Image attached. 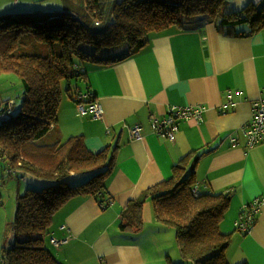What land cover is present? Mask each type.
<instances>
[{
    "label": "crops",
    "instance_id": "0c3cea01",
    "mask_svg": "<svg viewBox=\"0 0 264 264\" xmlns=\"http://www.w3.org/2000/svg\"><path fill=\"white\" fill-rule=\"evenodd\" d=\"M226 1L232 10H240L261 0ZM199 19L201 27L194 24ZM199 19L190 20L187 30L170 27L149 33L142 51L117 63L85 65L83 97L91 94L103 105L102 118L82 114L75 99L63 94L57 123L45 142L83 136L95 153L106 146L117 148V164L107 181L111 205L103 208L94 197L77 196L54 216L50 241L54 236L63 243L59 247L51 241L48 248L62 264L176 263L181 255L174 230L155 219L151 202L144 205L140 231H122L121 214L148 188L169 179L173 166L193 150L207 151L196 167L201 190L231 196L220 225L231 235L227 260L264 264V203L249 233L236 229L240 209L255 198L264 200V143L249 148L240 133L239 145L229 139L249 122L253 102L264 99V27L251 32L246 24L228 28L206 16ZM229 102L232 106L224 111ZM186 106L206 110L200 121H177L176 142L155 133L153 118L162 120L171 108ZM135 126H140L139 138H132ZM15 176L9 175L7 184L14 181L24 190L49 184L29 174L21 181ZM83 178L74 175L69 181Z\"/></svg>",
    "mask_w": 264,
    "mask_h": 264
},
{
    "label": "trees",
    "instance_id": "16d2710c",
    "mask_svg": "<svg viewBox=\"0 0 264 264\" xmlns=\"http://www.w3.org/2000/svg\"><path fill=\"white\" fill-rule=\"evenodd\" d=\"M79 1L74 11L0 18V72L16 73L23 86L21 104L0 120V187L12 173L20 181L29 174L49 182L18 195L17 244L2 249L8 264H62L44 239L55 213L77 196L94 197L103 208L114 201L107 181L116 168L117 148L106 146L95 153L87 148L83 136L43 141L57 123L64 80L69 85L72 78L84 81L87 62L117 63L142 51L149 43V33L170 27L187 30L190 20L200 16L221 27L246 24L251 32L264 27V0L250 2L240 10H232L226 0ZM194 24L201 27L203 22L199 19ZM121 45L126 49L119 56H101L103 49ZM66 90L77 103L93 102L91 94L83 97L81 87L75 94L72 86ZM4 104L1 100V109ZM168 139L176 142V137ZM206 153L190 151L173 166L169 179L132 200L122 211L120 229L140 231L144 205L151 202L155 219L174 230L185 264H230L226 253L231 235L223 233L220 225L231 196L201 190L196 167ZM73 174L84 175L85 181L71 185ZM194 188L199 190L198 197ZM19 235L29 237L20 240ZM166 264L176 263L168 260Z\"/></svg>",
    "mask_w": 264,
    "mask_h": 264
},
{
    "label": "rangeland",
    "instance_id": "374dc122",
    "mask_svg": "<svg viewBox=\"0 0 264 264\" xmlns=\"http://www.w3.org/2000/svg\"><path fill=\"white\" fill-rule=\"evenodd\" d=\"M75 3H80V1L68 0L67 2V0H0V18L7 15H28L36 13L54 14L65 11H74L73 8L75 6ZM125 49V45H121L115 48H105L102 50L101 56H119L125 51ZM88 65L89 64L87 62V66ZM67 81L68 80H64L62 83L63 94H65V92L67 91L66 89H68L70 86H72L73 94H75L76 90L79 87H81L83 93L87 92L86 87H84V83L86 82H83L81 79L75 81V79L72 78L70 85ZM73 81H75L74 84H72ZM22 92V82L20 81L16 73L0 72V102L1 100L5 101L4 105L8 107L9 102L11 100H15L14 107L16 108V105L21 104ZM5 119L6 117H0V120ZM43 141L45 142V140ZM84 181L85 179L75 181L71 185H79ZM24 191L25 190L23 189V187L19 184H16V182L14 181L10 182L9 184L4 183L0 187V197H2V202H0V257L2 255L1 251L3 247L11 248L17 244L16 238L18 232L15 224L17 197L19 194L24 193ZM227 214L228 212L226 213V215ZM52 226L53 222L49 229L50 232ZM28 237L29 236L27 235H22L21 237L19 235L20 240L27 239ZM52 238H54V236ZM44 239L47 243V246H50V233L45 235ZM175 261L177 264H185V261L181 256L180 258H176Z\"/></svg>",
    "mask_w": 264,
    "mask_h": 264
},
{
    "label": "built area",
    "instance_id": "2783aa9c",
    "mask_svg": "<svg viewBox=\"0 0 264 264\" xmlns=\"http://www.w3.org/2000/svg\"><path fill=\"white\" fill-rule=\"evenodd\" d=\"M83 98V97H79ZM15 100H11L8 107L0 108V117L4 118L7 114H10L14 108ZM82 114L90 113L93 119H100L104 114L103 105L99 101H93L88 104L84 102L78 103ZM232 103L229 102L223 106L224 111H229V107ZM203 106H186L181 108H171L168 115L162 120L152 119V126L155 133H164L171 140H175L179 127L177 121L179 120H201V116L205 111ZM239 133L246 140V144L249 148L264 143V99H258L252 104V116L249 122H246L239 130L230 136L232 145L236 146L240 144ZM132 138L141 137L140 126H135L131 130ZM193 193L196 197L200 195L198 188L193 189ZM264 200L262 198H255L249 203L245 204L239 213L238 220L236 222V229L241 233H249L256 224L257 215L260 213ZM52 242L57 246L63 243V241H57L52 238ZM0 264H8V259L2 257Z\"/></svg>",
    "mask_w": 264,
    "mask_h": 264
}]
</instances>
